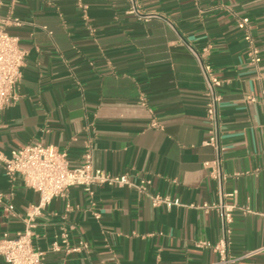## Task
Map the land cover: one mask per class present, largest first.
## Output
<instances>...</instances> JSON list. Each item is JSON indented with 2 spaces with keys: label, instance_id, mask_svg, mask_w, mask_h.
<instances>
[{
  "label": "crops",
  "instance_id": "crops-1",
  "mask_svg": "<svg viewBox=\"0 0 264 264\" xmlns=\"http://www.w3.org/2000/svg\"><path fill=\"white\" fill-rule=\"evenodd\" d=\"M2 0L1 15L25 51L17 99L0 109V150L32 142L77 166L89 145L95 168L129 186L68 187L35 218L41 264H211L200 241L222 235L200 61L221 80L224 191L235 205L228 249L261 251L264 264V0ZM198 55V57L196 56ZM156 121L157 125H151ZM180 205L153 206L149 195ZM38 193L0 162V236L23 229ZM57 240L59 249H51ZM80 241L81 251L67 250ZM0 264H7L0 256Z\"/></svg>",
  "mask_w": 264,
  "mask_h": 264
},
{
  "label": "built area",
  "instance_id": "built-area-1",
  "mask_svg": "<svg viewBox=\"0 0 264 264\" xmlns=\"http://www.w3.org/2000/svg\"><path fill=\"white\" fill-rule=\"evenodd\" d=\"M129 12L141 18H148L152 14H139L135 1L129 0ZM2 0H0V7ZM21 20L10 15L0 14V109L13 103L17 97V83L20 78V69L24 62L25 51L19 45L17 36L9 33L10 26H18ZM198 57V55H196ZM200 71L204 79L205 116L209 123L208 135L202 144L210 146L213 151L211 159L203 162L208 169V175L215 181L218 199L211 204H203L205 209H215L220 217L222 235L216 243L208 241L198 242L199 246L210 247L218 255L211 264H239L240 259L261 251L251 250L241 255H233L228 249L229 224L232 221L233 203L226 202L235 191L227 192L223 184L227 178L222 167L223 146L220 134L219 105L222 100L219 87L221 80L200 61ZM151 125L156 126V121ZM0 162L8 177L19 175L24 184L38 193V201L31 204L27 210L23 229L10 235L3 232L0 236V256L7 264H41L44 251L33 244L35 218L55 196H63L65 190L73 185H80L86 191L95 184L129 186L140 193H146L147 180L140 179L138 183L130 180L124 174H110L95 168L92 163V151L88 145L82 153L81 162L69 167L65 151L58 150L52 144L32 142L19 148L12 149L8 154L0 150ZM153 206L164 204L167 207L180 205V200L168 196L149 195ZM87 248L84 241L67 250L81 251ZM51 249L58 250L57 240L51 243Z\"/></svg>",
  "mask_w": 264,
  "mask_h": 264
}]
</instances>
